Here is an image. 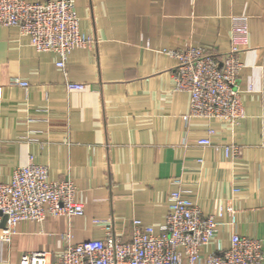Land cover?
Masks as SVG:
<instances>
[{
  "label": "crops",
  "instance_id": "1",
  "mask_svg": "<svg viewBox=\"0 0 264 264\" xmlns=\"http://www.w3.org/2000/svg\"><path fill=\"white\" fill-rule=\"evenodd\" d=\"M75 8L97 44L73 50L65 69L17 27H0V181L30 162L45 165L52 179L75 184L85 213L19 223L0 244V264L30 252L56 264L66 234L76 243L109 226L128 239L134 220L158 231L178 179L205 214L222 213L204 255L228 249L235 231L264 249V0H75ZM242 25L243 119L231 127L188 118L190 94L174 90L177 60L163 50L222 55ZM15 77L28 89L11 84ZM67 81L85 89L68 90ZM210 128L212 145H200ZM231 143L242 146L240 158L217 148Z\"/></svg>",
  "mask_w": 264,
  "mask_h": 264
},
{
  "label": "built area",
  "instance_id": "2",
  "mask_svg": "<svg viewBox=\"0 0 264 264\" xmlns=\"http://www.w3.org/2000/svg\"><path fill=\"white\" fill-rule=\"evenodd\" d=\"M17 27L28 36L38 52L58 54L57 66L65 69L70 53L76 48H89L97 39L81 31L75 0H0V27ZM237 28L231 49L214 55L201 46L163 50L177 60L174 90L188 92L191 107L188 118L216 119L231 127L244 117L243 92L239 78L243 63L241 38L245 30ZM11 84L28 89L29 82L18 77ZM68 90H83L85 84L67 81ZM252 89V88H251ZM250 89V90H251ZM198 140L212 145L215 130ZM229 159L240 158L241 145L223 147ZM202 161L201 159L199 160ZM177 188L168 199L165 223L156 231L140 220L133 221L130 238L118 237L107 226L101 238L71 243L70 234L56 264H262L263 242L254 237L231 234L230 247L220 253L204 255V249L217 236L222 213L205 214L191 199L190 191L176 180ZM85 213L76 200V187L70 179H52L49 168L30 162L13 170L9 182L0 181V244H8L23 221L43 223L48 216L81 217ZM231 223L236 222L235 212ZM7 217L2 227L4 217ZM103 224L102 220H94ZM44 252L23 254L20 264H46Z\"/></svg>",
  "mask_w": 264,
  "mask_h": 264
},
{
  "label": "water",
  "instance_id": "3",
  "mask_svg": "<svg viewBox=\"0 0 264 264\" xmlns=\"http://www.w3.org/2000/svg\"><path fill=\"white\" fill-rule=\"evenodd\" d=\"M6 219H7V217L5 216V217H4V220H3V222H2V227H4V226H5Z\"/></svg>",
  "mask_w": 264,
  "mask_h": 264
}]
</instances>
